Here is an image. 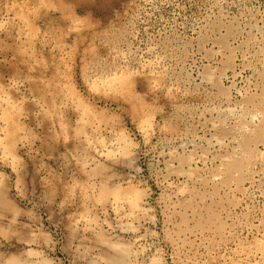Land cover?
<instances>
[{
  "label": "rangeland",
  "instance_id": "374dc122",
  "mask_svg": "<svg viewBox=\"0 0 264 264\" xmlns=\"http://www.w3.org/2000/svg\"><path fill=\"white\" fill-rule=\"evenodd\" d=\"M0 264H264V0H0Z\"/></svg>",
  "mask_w": 264,
  "mask_h": 264
},
{
  "label": "bare ground",
  "instance_id": "6f19581e",
  "mask_svg": "<svg viewBox=\"0 0 264 264\" xmlns=\"http://www.w3.org/2000/svg\"><path fill=\"white\" fill-rule=\"evenodd\" d=\"M251 27H252V26H251ZM251 29H252V28H251ZM251 47H252V46H251ZM216 50H217V49H216ZM205 78H206V77H205ZM205 78H204V79H205ZM207 78H208V77H207ZM207 78H206V79H207ZM215 102H216V101H215ZM234 102L236 103V101H234ZM226 103H227V102H226ZM229 103H230V100H229ZM238 103H239V102H238ZM236 104H237V103H236ZM226 105H228V104H226ZM230 105H231V104H230ZM237 105H239V104H237ZM222 106H223V105H222ZM231 107H232V106H231ZM233 107H234V106H233ZM241 107H242V106H241ZM225 108L227 109V107H225ZM234 108H235V107H234ZM234 108H233V109H234ZM242 108H243V107H242ZM242 108H241V109H242ZM235 110L237 111L238 108H237V109L235 108ZM233 112H235V111H233ZM249 113H250V112H249ZM219 114H220V113H219ZM224 114H225V113H224ZM230 114H231V113H230ZM232 114H233V113H232ZM235 114H236V112H235ZM233 115H234V114H233ZM207 116H208V115H207ZM212 116H213V115H212ZM225 116H226V115H225ZM229 116H230V115H228V117H229ZM238 116H239V115H238ZM214 117H215V116H214ZM216 117H217V116H216ZM228 117H227V119H228ZM207 120L209 121V122H207V123L209 124V123L211 122V121H210L211 119H210V120L207 119ZM216 120H217V119H216ZM234 120H235V119H234ZM229 121H231V120H229ZM236 121H237V119H236ZM217 123H218V122H217ZM211 124H212V123H211ZM216 128H217V127H216ZM215 139H216V138H215ZM217 141H218V140H217ZM217 141H216V142H217ZM218 142H219V141H218ZM219 143H221V142H219ZM199 154H200V153H199ZM197 155H198V154H197ZM198 157H199V156H198ZM198 157H197V158H198ZM198 160H199V159H198ZM199 161H200V160H199Z\"/></svg>",
  "mask_w": 264,
  "mask_h": 264
}]
</instances>
